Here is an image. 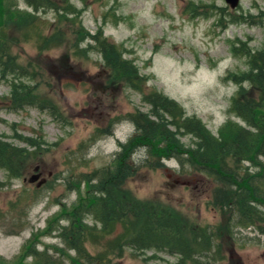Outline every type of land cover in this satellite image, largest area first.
I'll return each mask as SVG.
<instances>
[{
    "label": "rangeland",
    "instance_id": "1",
    "mask_svg": "<svg viewBox=\"0 0 264 264\" xmlns=\"http://www.w3.org/2000/svg\"><path fill=\"white\" fill-rule=\"evenodd\" d=\"M63 1L56 2L66 10L35 11L25 0H9L13 13L27 12L35 19L28 24L17 13L5 16L0 6V34L9 38L17 63L35 74L21 79L40 99L37 105H13L11 76L3 79L0 73V138L29 151L35 147L26 138L40 144L20 177L9 179L0 169V180L6 183L0 189V255L7 260H14L36 233L40 249L50 246L52 255L60 254L55 247L65 244L59 230L44 234L48 224L74 207L86 194L89 175L114 162L137 133L131 115L152 109L145 94L161 92L177 101L187 116H197L216 135L228 120L246 124L232 111L241 86L229 76L249 71L250 57L234 47L252 53L264 49V0H240L235 8L226 0H69L68 5ZM55 34L52 48L40 47L44 37ZM92 35L106 37L138 68L147 79L142 91L120 79L113 82L114 71ZM44 101L55 105L59 115L40 107ZM179 137L187 147L196 146L192 135ZM145 158L144 147L130 155L139 164ZM162 162L156 169L142 166L124 189L143 200L166 202L196 223L223 228L215 253L199 257L205 264H264V233L236 221V211L214 193L218 184L183 165L177 156ZM246 167L257 170L248 161ZM39 171L46 179L42 186L25 180ZM257 208L264 212V204ZM88 222L94 224L92 215ZM110 238L91 241L89 248L95 254L107 251ZM108 256L112 257L108 264L180 260L176 254L154 250L138 254L128 247L121 257L111 251Z\"/></svg>",
    "mask_w": 264,
    "mask_h": 264
},
{
    "label": "trees",
    "instance_id": "2",
    "mask_svg": "<svg viewBox=\"0 0 264 264\" xmlns=\"http://www.w3.org/2000/svg\"><path fill=\"white\" fill-rule=\"evenodd\" d=\"M25 1L35 11L68 8L59 6L57 0ZM8 2L0 0L5 16L11 18L17 13L22 15L25 24L35 20L27 12L18 10L13 13ZM63 3L68 5L69 0ZM91 37L98 41L107 65L114 71L113 82L120 79L127 86L142 91L147 79L139 74L138 68L124 59L106 37ZM55 42L56 34L47 36L40 47L50 49ZM237 49L249 55L251 67L247 72L229 76L241 86L233 98L232 111L246 124L228 120L216 135L197 116H187L177 101L161 92L145 94L144 100L151 104L152 109L150 113L138 111L131 115V120L138 127L137 133L123 145L114 162L89 175L86 194L80 196L74 207L64 209L48 224L44 234L59 230L58 235L65 244L62 248L55 247L60 254L52 255L50 246L40 249L36 233L27 240L14 260L0 255V264H65L66 261L68 264H108L112 261L108 252L121 257L126 247L138 254L149 250L176 254L180 257L179 264H205L199 257L215 250L223 228L212 229L209 225L196 223L166 202L143 200L124 189L126 181L142 166L160 168L164 165L162 159L172 156H177L183 165L205 173L218 184L214 189L216 197H221L236 211L238 223L257 226L264 233V212L257 208L258 204H264V49L256 53L234 47L236 52ZM0 73L3 79L11 76L13 105L38 104L39 95L21 79L34 78L35 74L17 63L11 54L9 38L2 34ZM17 78L22 82H16ZM245 82L249 85L244 86ZM39 105L59 115L51 102L44 101ZM181 133L195 137L196 146L187 147L179 137ZM25 140L35 150L29 151L27 147H19L0 138V169L7 173L9 179L20 177L28 158L40 150V144L34 139ZM142 147L147 148V158L141 160V165L130 160V155ZM247 161L257 166V170L251 172L248 167L244 168ZM5 186L6 183L0 180V189ZM90 215L94 224L88 222ZM60 221H67L68 225L61 226ZM115 231L117 234L112 239ZM110 236L106 243L107 251L96 254L91 251L89 242ZM29 257L33 258L32 261H28Z\"/></svg>",
    "mask_w": 264,
    "mask_h": 264
},
{
    "label": "water",
    "instance_id": "3",
    "mask_svg": "<svg viewBox=\"0 0 264 264\" xmlns=\"http://www.w3.org/2000/svg\"><path fill=\"white\" fill-rule=\"evenodd\" d=\"M233 8L237 7L240 3V0H226ZM39 168H36V170H38ZM42 176V172H36L34 173L29 179H25L28 180V182L30 183H35L37 182V186L40 187L42 186L45 182L46 179L45 178H41Z\"/></svg>",
    "mask_w": 264,
    "mask_h": 264
}]
</instances>
